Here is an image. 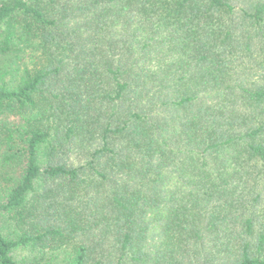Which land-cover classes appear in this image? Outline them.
I'll use <instances>...</instances> for the list:
<instances>
[{"label":"trees","instance_id":"16d2710c","mask_svg":"<svg viewBox=\"0 0 264 264\" xmlns=\"http://www.w3.org/2000/svg\"><path fill=\"white\" fill-rule=\"evenodd\" d=\"M0 264H264V0H0Z\"/></svg>","mask_w":264,"mask_h":264}]
</instances>
